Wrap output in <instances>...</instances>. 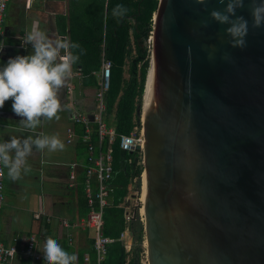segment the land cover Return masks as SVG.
Instances as JSON below:
<instances>
[{"label":"water","instance_id":"1","mask_svg":"<svg viewBox=\"0 0 264 264\" xmlns=\"http://www.w3.org/2000/svg\"><path fill=\"white\" fill-rule=\"evenodd\" d=\"M226 4L158 0L153 13L148 264H264V26L245 0L246 46L233 47L210 16Z\"/></svg>","mask_w":264,"mask_h":264},{"label":"crops","instance_id":"2","mask_svg":"<svg viewBox=\"0 0 264 264\" xmlns=\"http://www.w3.org/2000/svg\"><path fill=\"white\" fill-rule=\"evenodd\" d=\"M75 2L76 0H11L6 16L5 33L0 39V47L5 45L0 51V66L5 65L9 58L32 53L31 44L24 47L22 39L34 22L53 40L69 38V22ZM77 69L73 67V77L59 93L61 104L66 106L59 113V120L42 121V125L32 132L21 129L19 121L22 118L13 112L11 99L0 109L2 140H10L13 136L23 139L28 135L35 138L37 133L57 134L66 145L65 150L56 152L47 150L40 152L34 148L33 153L27 158L31 171L22 175L18 181L10 180L7 169L3 168L5 196L1 207V236L7 243L16 240L20 247L35 231L39 248L42 249L46 239L51 236L66 251H73L79 259L93 248L90 231L80 224L84 215L81 212L79 187L82 183L84 189L88 150L80 139L68 142L66 128L73 126L70 115L75 110L84 112L94 107L97 87L85 85L83 73L78 75ZM98 71L100 69L94 71L97 81ZM68 85L72 86L70 93L67 91ZM75 127L81 134L82 126L75 124ZM74 161L78 163L76 184H73L70 176L72 172L70 163ZM130 184L131 182L128 187ZM63 219L68 221V225L62 223ZM67 234L73 237V245L67 244L65 239ZM16 264L31 262L29 259H21Z\"/></svg>","mask_w":264,"mask_h":264},{"label":"trees","instance_id":"3","mask_svg":"<svg viewBox=\"0 0 264 264\" xmlns=\"http://www.w3.org/2000/svg\"><path fill=\"white\" fill-rule=\"evenodd\" d=\"M117 4L129 9L127 16L119 23L111 14ZM157 4L158 0H76L73 6L69 38L79 42L84 49L74 69L81 68L85 85L97 87L94 71L100 69L104 57L111 60L106 102L109 114L114 115L118 134H128L135 123H140L142 95L150 65L146 42L151 37ZM113 155L112 188L104 219L105 234L115 238V241L109 245L103 264H141L139 252L142 248L136 246L128 254L119 238L126 225L121 202L128 193L131 180L143 173L142 155L135 151H123L117 144L114 145ZM79 190L81 212L85 215L89 207L82 183ZM143 233L141 226L135 234L138 243L143 241ZM90 253L92 264H95L93 248ZM79 261L83 262L82 255Z\"/></svg>","mask_w":264,"mask_h":264},{"label":"clouds","instance_id":"4","mask_svg":"<svg viewBox=\"0 0 264 264\" xmlns=\"http://www.w3.org/2000/svg\"><path fill=\"white\" fill-rule=\"evenodd\" d=\"M198 2L204 4L205 0ZM220 2L224 3V0ZM244 3L245 0H227L223 11L214 9L210 13L216 22L228 25L225 31L233 47L246 46L249 22L244 16L236 14ZM250 10L252 27L264 26V0L259 3L251 0ZM128 12L129 9L123 4H117L111 14L119 23ZM22 43L24 47L31 44L32 53L9 58L5 65L0 66V109L11 99L13 112L22 118L19 121L21 129L35 132L42 121L60 119L59 113L66 106L61 104L59 93L73 77V67L79 62L84 49L79 42H73L68 37L51 39L36 22ZM4 46L0 47V51ZM65 147L57 134L37 133L35 138L28 135L23 139L13 136L10 140L0 141V165L7 169V176L15 182L31 171L27 158L34 148L40 152H56L65 150ZM39 249L44 254L45 264H76L78 260L76 254H70L51 236ZM15 252L13 250L10 255L14 257Z\"/></svg>","mask_w":264,"mask_h":264},{"label":"built area","instance_id":"5","mask_svg":"<svg viewBox=\"0 0 264 264\" xmlns=\"http://www.w3.org/2000/svg\"><path fill=\"white\" fill-rule=\"evenodd\" d=\"M11 0H0V39L4 36L5 22L8 7ZM1 44V43H0ZM112 62L108 58H103L102 65L98 74V86L95 90L94 98L95 105L91 110L80 112L75 110L70 115V121L75 127V124H80L83 128L81 134L78 133L76 127L69 126L66 128L67 141L73 142L81 140L88 150V161L85 164L86 176L84 180V190L89 207L86 215L81 219L80 224L93 232V249L95 251V264H103L109 249V245L115 241V238L105 234V219L104 211L107 204H109V195L112 188L110 179L114 171V145L118 144L119 148L126 152H133L136 146L140 147L142 155V148L144 144L142 118L140 123H135L128 134H118L115 126V119L113 114H109L106 102V93L109 90L110 74ZM76 73L82 75L81 68H78ZM67 91H72V86L68 85ZM0 141L2 137L0 135ZM73 184L78 182L76 166L77 162L72 163ZM134 177L133 179H136ZM131 188V185H129ZM4 169L0 165V264H16L18 260L29 259L31 264L42 262L45 263L44 254L38 248L40 246L38 236L35 231L31 233L22 246L18 247V242H5L1 236V207L4 200ZM127 198L121 202L124 206V217L126 225L124 231L120 236V240L125 246L128 254L131 253L132 242L129 232L130 221L137 216L143 222L142 214L139 211L140 206L130 208L127 203ZM141 204L138 198L136 205ZM64 225H68L67 220H62ZM69 234L66 235L68 245H73L74 239ZM37 246V247H36ZM16 250L15 256L10 253ZM73 254V251H68ZM75 254V253H74ZM141 264H147V257L145 260H140ZM76 264H92V256L90 252L83 254V262L79 259Z\"/></svg>","mask_w":264,"mask_h":264},{"label":"rangeland","instance_id":"6","mask_svg":"<svg viewBox=\"0 0 264 264\" xmlns=\"http://www.w3.org/2000/svg\"><path fill=\"white\" fill-rule=\"evenodd\" d=\"M146 44H147L148 50H149L150 55H151V53H152L151 37H150V39H147ZM148 74H149V69H148ZM146 83H147V80H146ZM141 118H142V115H141ZM146 177H147V175H146ZM145 184L147 185V179H145ZM130 185H131V188L128 187V193L125 196L128 199L127 203L129 204L130 208H133V206L134 207L140 206V204L136 205V199L138 198L139 192H140V187H139L140 186V176H139V178L132 179ZM131 222H132V224H131V226L129 228V232H130V235H131L132 248H134L136 246H140L142 248V250L139 252L140 260H143V259L145 260V256H147V255H146V245L145 244L143 245L144 236H143V241L140 242V243H138L136 241V238H135V234L139 230V228L141 226H143V222L140 219V217L137 216V215H136V217H134L132 219ZM90 233H91V235H93L92 231H90ZM143 235H144V233H143Z\"/></svg>","mask_w":264,"mask_h":264},{"label":"bare ground","instance_id":"7","mask_svg":"<svg viewBox=\"0 0 264 264\" xmlns=\"http://www.w3.org/2000/svg\"><path fill=\"white\" fill-rule=\"evenodd\" d=\"M152 103H153V51L150 55L149 74L147 76V83L145 85V91L143 96L142 119L144 120V122L151 111ZM145 179H147L146 171L143 170V173L140 176V186H139L140 187L139 199L141 201L139 211L142 214L143 222L146 213L145 202H146V192H147V187H146L147 185L145 184ZM144 244L146 245V240L143 242V245Z\"/></svg>","mask_w":264,"mask_h":264}]
</instances>
